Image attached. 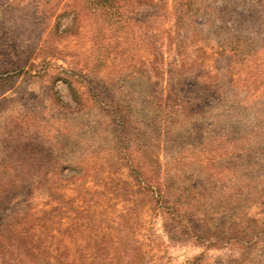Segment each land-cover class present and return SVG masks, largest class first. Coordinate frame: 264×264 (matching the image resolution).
I'll return each instance as SVG.
<instances>
[{
  "label": "rangeland",
  "instance_id": "1",
  "mask_svg": "<svg viewBox=\"0 0 264 264\" xmlns=\"http://www.w3.org/2000/svg\"><path fill=\"white\" fill-rule=\"evenodd\" d=\"M22 65L0 264H264V0H0Z\"/></svg>",
  "mask_w": 264,
  "mask_h": 264
},
{
  "label": "trees",
  "instance_id": "2",
  "mask_svg": "<svg viewBox=\"0 0 264 264\" xmlns=\"http://www.w3.org/2000/svg\"><path fill=\"white\" fill-rule=\"evenodd\" d=\"M97 3H103V4H107L108 3V1L109 0H95ZM34 6L36 5V3H32ZM16 37H18V35H16ZM241 43H244V41L242 40V42ZM251 53L252 52H249V54L248 55H251ZM17 58L19 59V60H21L23 57L25 58V51H18L17 53ZM240 55H242V56H245V55H247V54H245V53H242V54H236L235 56H240ZM50 59V58H49ZM49 59H45V61H43L44 62V66H42L41 67V71L42 72H45L44 71V69L46 70L47 68H48V64H46V63H48L50 60ZM25 66H21V67H16L14 70H3L2 72H0V77H2V78H0V80H3V81H10V82H12L13 81V79H15V78H18L19 76H20V74L22 73V69L24 68ZM62 69H65L64 70V72L62 73V72H60V70H59V68H56L55 69V71L56 70H58V71H56V77L55 78H53V80H56V79H61V78H59V75H65V77L63 78L67 83H68V85H69V87L72 89V91H74L73 90V87H74V83H73V81H72V79L70 78H68L69 77V75H66L65 74V72H67V70H69V72H72V68H62ZM31 71H33V70H31ZM28 72H30V70L28 69L26 72H25V75L27 76V79L29 80V81H32V80H30V78H32L31 76H28L27 74H28ZM36 73H37V71H36ZM12 75V76H7V75ZM1 185V184H0Z\"/></svg>",
  "mask_w": 264,
  "mask_h": 264
}]
</instances>
